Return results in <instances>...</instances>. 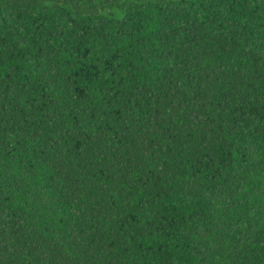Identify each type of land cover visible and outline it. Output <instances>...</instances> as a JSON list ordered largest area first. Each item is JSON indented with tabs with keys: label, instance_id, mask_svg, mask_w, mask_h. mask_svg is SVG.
Segmentation results:
<instances>
[{
	"label": "trees",
	"instance_id": "16d2710c",
	"mask_svg": "<svg viewBox=\"0 0 264 264\" xmlns=\"http://www.w3.org/2000/svg\"><path fill=\"white\" fill-rule=\"evenodd\" d=\"M0 264H264V0H0Z\"/></svg>",
	"mask_w": 264,
	"mask_h": 264
}]
</instances>
